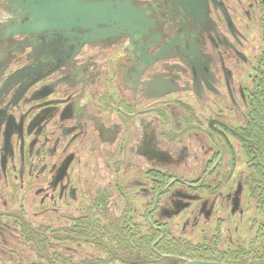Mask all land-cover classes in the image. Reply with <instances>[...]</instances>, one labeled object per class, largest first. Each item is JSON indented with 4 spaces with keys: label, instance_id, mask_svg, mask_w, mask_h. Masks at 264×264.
Segmentation results:
<instances>
[{
    "label": "flooded vegetation",
    "instance_id": "obj_1",
    "mask_svg": "<svg viewBox=\"0 0 264 264\" xmlns=\"http://www.w3.org/2000/svg\"><path fill=\"white\" fill-rule=\"evenodd\" d=\"M137 1L28 77L0 0V264H264V0Z\"/></svg>",
    "mask_w": 264,
    "mask_h": 264
},
{
    "label": "water",
    "instance_id": "obj_2",
    "mask_svg": "<svg viewBox=\"0 0 264 264\" xmlns=\"http://www.w3.org/2000/svg\"><path fill=\"white\" fill-rule=\"evenodd\" d=\"M178 5L185 0H165ZM17 9L18 17L13 18L5 29L6 35L21 47L33 48L29 55L32 63L27 67V76L35 75L41 68L45 72L59 70L71 65L82 46L100 39L138 33L136 24L147 21L149 9L139 7L137 0H10ZM174 5V6H175ZM142 8V9H140ZM179 14V13H178ZM21 37V39L17 38ZM31 38L27 44L22 38ZM36 41V42H35ZM38 41V42H37ZM39 47H35V45ZM71 46L75 52L66 50ZM13 49V51H14ZM64 49V50H63ZM55 50V52H54ZM62 52V57L54 55ZM66 55V56H65ZM184 264H220L209 261L188 260Z\"/></svg>",
    "mask_w": 264,
    "mask_h": 264
},
{
    "label": "trees",
    "instance_id": "obj_3",
    "mask_svg": "<svg viewBox=\"0 0 264 264\" xmlns=\"http://www.w3.org/2000/svg\"><path fill=\"white\" fill-rule=\"evenodd\" d=\"M170 252V253H175V254H178L180 252V250L178 248H175L172 246L171 250L168 251V249L166 250H161V249H157L156 250V253H155V258L158 259L160 258V255H159V252Z\"/></svg>",
    "mask_w": 264,
    "mask_h": 264
}]
</instances>
